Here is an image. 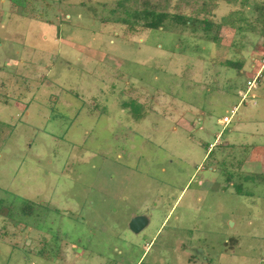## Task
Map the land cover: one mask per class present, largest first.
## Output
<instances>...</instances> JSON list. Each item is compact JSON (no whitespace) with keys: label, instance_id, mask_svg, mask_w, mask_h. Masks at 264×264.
Instances as JSON below:
<instances>
[{"label":"rangeland","instance_id":"obj_1","mask_svg":"<svg viewBox=\"0 0 264 264\" xmlns=\"http://www.w3.org/2000/svg\"><path fill=\"white\" fill-rule=\"evenodd\" d=\"M191 1L0 0V264H264V0Z\"/></svg>","mask_w":264,"mask_h":264},{"label":"trees","instance_id":"obj_2","mask_svg":"<svg viewBox=\"0 0 264 264\" xmlns=\"http://www.w3.org/2000/svg\"><path fill=\"white\" fill-rule=\"evenodd\" d=\"M193 1L194 0L191 1V5L196 4ZM214 1L215 0H212V2ZM206 2L201 4L200 7H197L198 5H196V8H193L195 10H198V13L195 15H193L191 12L187 15L185 14L184 11L171 13L164 11L160 8H155V7L150 8V6H144L141 10L124 9V12L127 13L129 16L130 15L133 16V19H135V21L132 20V23L134 24H136V22L141 20L142 22L141 24L144 28L161 27L167 21V19H169V20H173L174 25H178L175 27L179 29V31L188 28L190 29L191 32H193V31H197L199 28L201 30L207 29L211 25V21L209 19L210 13L206 8ZM118 4L119 6L123 7V3L121 1L118 2Z\"/></svg>","mask_w":264,"mask_h":264},{"label":"built area","instance_id":"obj_3","mask_svg":"<svg viewBox=\"0 0 264 264\" xmlns=\"http://www.w3.org/2000/svg\"><path fill=\"white\" fill-rule=\"evenodd\" d=\"M264 70V56L262 57V60L260 62V64L257 67V70L255 71V73L252 75V77H250L245 84V90L240 91V102H244V100L246 98H254L255 96L253 94H251V90L256 86V83L259 81V78L262 75V72ZM237 106H234L232 108V110L230 111V115L228 116H223L220 119V122L223 125H228L230 123V121L232 120V117L234 115V113L236 112Z\"/></svg>","mask_w":264,"mask_h":264},{"label":"water","instance_id":"obj_4","mask_svg":"<svg viewBox=\"0 0 264 264\" xmlns=\"http://www.w3.org/2000/svg\"><path fill=\"white\" fill-rule=\"evenodd\" d=\"M149 218L144 214H137L130 218L128 227L134 233L140 232L148 224Z\"/></svg>","mask_w":264,"mask_h":264},{"label":"crops","instance_id":"obj_5","mask_svg":"<svg viewBox=\"0 0 264 264\" xmlns=\"http://www.w3.org/2000/svg\"><path fill=\"white\" fill-rule=\"evenodd\" d=\"M133 215H134V214H133ZM133 215H132V216H133ZM132 216H130V217L128 218V221L130 220V218H131ZM149 221H150V220H149ZM148 224H149V222H148ZM148 224H147V225H148ZM162 224H163V223H162ZM162 224H161V225H162ZM145 227H146V226H145ZM145 227H144V228H145ZM142 230H143V229H142ZM142 230H141V231H142ZM195 249H196V256H197V257H196V258L193 257V259L188 257V262H187V264H194V263H196V262H197V263H200V261H201V257H202V256H201L202 251H200V252H201V254H200L196 247H195ZM70 252H72L73 255H76V252H74L72 248H71ZM187 252H188V251H185V248H180V252H179L180 254H181V253H182V254H186ZM72 253H71V254H72ZM203 258H204V257H203Z\"/></svg>","mask_w":264,"mask_h":264}]
</instances>
